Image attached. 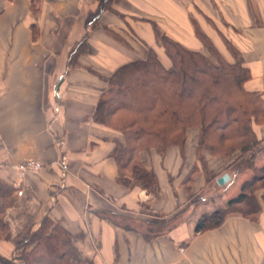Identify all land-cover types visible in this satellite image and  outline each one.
Returning <instances> with one entry per match:
<instances>
[{"label":"crops","instance_id":"crops-1","mask_svg":"<svg viewBox=\"0 0 264 264\" xmlns=\"http://www.w3.org/2000/svg\"><path fill=\"white\" fill-rule=\"evenodd\" d=\"M99 2L0 0V180L18 191V165H45L22 181L23 196H15L19 202L8 211L12 223L19 228L29 212L37 229L50 218L78 237L80 253L94 264H264V207L257 223L233 214L217 229L194 231L202 215L239 195L251 173L221 174L208 185L198 161L200 132L192 128L184 151L173 146L164 157L156 150L142 153L158 180L154 194L127 189L118 184L111 157L121 136L93 121L106 80L121 66L146 58L143 49L127 48L108 30L135 32L162 64L168 60L155 27L200 52L205 48L196 28L216 45L217 32H225L250 71L246 89L264 93V0H114L116 12L103 13L99 26L90 28ZM86 36L88 53L70 68L68 55ZM254 131L264 140V125H254ZM257 164H264V152ZM224 175L230 181L221 186ZM232 180L237 186L231 195L215 193L209 205L201 197L197 204L207 210L197 215L191 199ZM149 230L156 233L147 239ZM3 246L16 254L13 244Z\"/></svg>","mask_w":264,"mask_h":264},{"label":"trees","instance_id":"trees-1","mask_svg":"<svg viewBox=\"0 0 264 264\" xmlns=\"http://www.w3.org/2000/svg\"><path fill=\"white\" fill-rule=\"evenodd\" d=\"M113 3L114 0H100L88 27H98L103 13L115 11ZM155 31L157 44L164 49L170 67H164L156 50L143 42L146 58L121 66L106 80L107 87L93 116L96 124L121 136L114 140L111 153L118 166V184L154 194L158 180L142 162V153L156 150L164 157L173 146L184 151L187 131L196 128L200 132L198 161L208 185L225 173L235 178L244 173L251 175L242 183L239 195L229 200L223 210L198 219L195 233L217 229L233 214L257 223L264 207V164H257L264 152V140L258 139L254 125H264V93L246 89L251 74L231 42L224 39L230 59L199 28L196 35L204 52L184 46L157 27ZM108 33L122 41L114 32ZM87 50L86 36L72 52L70 68L78 66ZM203 147L210 158L227 166L216 172L209 169L206 157L200 158ZM16 193L14 186L0 180V240L11 242L16 252L22 251L12 260L0 254V264H94L80 253L78 237L50 218L46 217L37 229L33 224L14 229L8 211L15 206ZM159 229L157 233L162 234ZM153 233L156 232L149 230L146 238Z\"/></svg>","mask_w":264,"mask_h":264},{"label":"rangeland","instance_id":"rangeland-1","mask_svg":"<svg viewBox=\"0 0 264 264\" xmlns=\"http://www.w3.org/2000/svg\"><path fill=\"white\" fill-rule=\"evenodd\" d=\"M122 41H124L126 44H124L122 41H120V42H122L127 48H129V49H135V48H138V49H142V43L144 42L137 34H135V32L134 33H132V32H114ZM218 33V36H219V40L217 41V42H219V44H220V46H219V44L217 43V46L219 47V49L222 51V52H224L226 55H228V58H230L231 59V56H230V54L228 53V51H227V49H226V45H225V43H224V39L225 40H227V41H229V42H231L230 41V39L227 37V34L225 33V32H217ZM84 39V38H83ZM82 39V40H83ZM87 39H88V36H87ZM81 40V41H82ZM144 43H146V42H144ZM232 43V42H231ZM149 46V45H148ZM150 47V46H149ZM152 48V47H151ZM159 48H162V47H160L159 46ZM75 50V49H74ZM74 50H72L70 53H69V58H71V56H72V52L74 51ZM88 50H89V47H88ZM87 50V51H88ZM162 50V56L163 57H165L168 61V63H165V64H162V60L160 61L161 62V64L164 66V67H166V68H168V67H170V60L168 59V57L165 55V53H164V49L162 48L161 49ZM85 54H87V53H85ZM209 57L210 58H213V56L209 53ZM70 61V60H69ZM63 152V151H62ZM64 152H66L65 151V149H64ZM209 152H207V148L206 147H203L202 148V153L200 154V158H202L203 159V157H204V160H205V157H206V160H205V163H206V166L208 165L209 166V169H211L212 171H214V172H216V171H218V170H220V169H222L223 167H226L227 165L225 164V163H223L222 161H220L219 159H213V158H210L209 157ZM64 157V159L65 158H68V156H67V154L65 153L63 156H62V158ZM68 160V159H67ZM204 163V164H205ZM229 165V164H228ZM236 186H237V184H236V181L235 180H232L231 181V183L230 184H228V185H226L225 187H223V189L222 190H220V191H218V192H214L213 190H209V189H211V187L210 188H208V190L206 191V193H204L203 195H201V196H197V197H193L191 200V202H192V205H193V207H195L194 208V210L196 211V213H197V215H199V214H201L202 212H204V211H206L207 209L206 208H203L202 206L205 204V203H200V204H197V203H199L200 202V198L201 197H203V198H205V200L208 202V201H211V200H213L212 198V196L215 194V193H223V198H226V197H229L231 194H230V192L231 191H233L235 188H236ZM18 192V191H17ZM18 196V194L16 193V197ZM23 196V195H22ZM21 196V197H22ZM16 197H15V199H14V204L13 205H15V206H17L16 204L19 202V200H18V198L16 199ZM18 197H20V196H18ZM232 197V196H231ZM207 205H209V202H208V204ZM216 207H218V208H222V209H220V210H223V206H221V207H219V205H215L214 206V208H216ZM213 208V209H214ZM212 210V209H211ZM211 210H209V211H211ZM191 212H194L193 210H190V214H191ZM208 212V211H207ZM196 215V216H197ZM31 224H33V219H32V215L29 213V212H27V213H25L23 216H22V220H21V223H20V225H19V229L20 230H22V228H24V227H26V226H29V225H31ZM12 226H13V228H14V226L16 227V228H18L15 224H12ZM15 229V228H14ZM7 241H4V239L3 240H0V254H1V256H3L4 258H8V259H10V260H12L15 256H20L21 255V253H22V251H20V252H16V254L14 255V253L12 254V255H10V253H8L7 251H6V249H5V247L3 246V244H5ZM9 243H11V242H9ZM12 244V243H11ZM15 251H16V249H15ZM9 254V255H8ZM18 263H22V261L20 262V261H18Z\"/></svg>","mask_w":264,"mask_h":264},{"label":"built area","instance_id":"built-area-1","mask_svg":"<svg viewBox=\"0 0 264 264\" xmlns=\"http://www.w3.org/2000/svg\"><path fill=\"white\" fill-rule=\"evenodd\" d=\"M61 165L63 166V173H64V178H65V174L67 171V158L64 159V157L61 159ZM45 169V165L42 164L39 161L36 160H27L25 162H23L22 164L18 165L16 167V171H17V185H19V189L17 194L18 196H22L23 195V190L21 189V183L22 181L29 175V174H38L40 172H42Z\"/></svg>","mask_w":264,"mask_h":264},{"label":"water","instance_id":"water-1","mask_svg":"<svg viewBox=\"0 0 264 264\" xmlns=\"http://www.w3.org/2000/svg\"><path fill=\"white\" fill-rule=\"evenodd\" d=\"M230 181V177L228 175H224L218 180L219 185L224 186L226 183Z\"/></svg>","mask_w":264,"mask_h":264}]
</instances>
